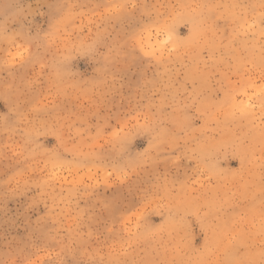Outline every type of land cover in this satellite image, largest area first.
<instances>
[{
    "label": "rangeland",
    "instance_id": "rangeland-1",
    "mask_svg": "<svg viewBox=\"0 0 264 264\" xmlns=\"http://www.w3.org/2000/svg\"><path fill=\"white\" fill-rule=\"evenodd\" d=\"M262 89L264 0H0V264H264Z\"/></svg>",
    "mask_w": 264,
    "mask_h": 264
},
{
    "label": "snow or ice",
    "instance_id": "snow-or-ice-1",
    "mask_svg": "<svg viewBox=\"0 0 264 264\" xmlns=\"http://www.w3.org/2000/svg\"><path fill=\"white\" fill-rule=\"evenodd\" d=\"M262 92H264V89H262ZM239 110L243 114V111H244V101L243 100L239 101Z\"/></svg>",
    "mask_w": 264,
    "mask_h": 264
}]
</instances>
